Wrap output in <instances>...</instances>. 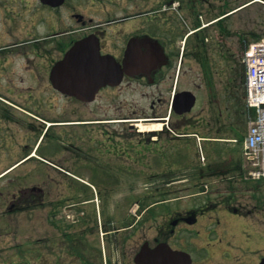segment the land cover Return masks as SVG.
<instances>
[{
	"label": "flooded vegetation",
	"instance_id": "1",
	"mask_svg": "<svg viewBox=\"0 0 264 264\" xmlns=\"http://www.w3.org/2000/svg\"><path fill=\"white\" fill-rule=\"evenodd\" d=\"M141 1L151 7L142 9ZM130 2L132 10L96 23L73 13L85 28L45 33L39 28L42 22L36 29L19 24L30 14L44 20L41 13L58 12L62 5L0 0V85L6 87L0 93V231L3 219L14 215L36 219L39 256L50 254L54 264H138L135 257L143 246L161 243L185 250L201 263L193 257L201 249L195 237L207 227L203 220L210 210L233 214L240 210L231 199L221 209L216 202L205 201L193 208L168 209L167 198L154 200L153 194L158 179L173 181L170 174L180 146L199 161L197 136L207 134L204 148L217 155L223 124L239 133L245 129L244 117L240 127L236 125L234 78L222 71L223 64L232 70L236 58L232 41H227L235 30L228 23L234 22L236 7H264V0ZM88 35L98 38L101 53L111 56L114 70L124 67L129 44L135 41L130 70L124 68L121 80L114 71L89 100L48 95L86 106L88 119L78 108L46 111L45 93H29L30 86L25 85L29 75L43 77L39 61L43 53H61L52 67L76 40ZM156 40L165 50L163 58ZM183 91L196 97L186 112ZM129 94L134 102L126 111L123 102ZM138 120L161 121L162 127L140 129ZM179 141L178 147L173 145ZM212 155L206 159L214 164ZM132 178L150 186L127 195L121 187ZM159 204L164 205L161 212ZM191 225L197 226L195 231ZM209 256L210 261L218 258L211 251ZM263 258L264 248L247 263L260 264ZM240 261L244 262H234Z\"/></svg>",
	"mask_w": 264,
	"mask_h": 264
},
{
	"label": "rangeland",
	"instance_id": "2",
	"mask_svg": "<svg viewBox=\"0 0 264 264\" xmlns=\"http://www.w3.org/2000/svg\"><path fill=\"white\" fill-rule=\"evenodd\" d=\"M130 1L132 0H66L65 5L60 8L58 12L50 13L46 10L44 13H41V15H45L44 20H38L35 15L30 14L27 16V20L21 21L19 25L29 29H36L42 22L43 24L40 25L39 28L43 29L45 33H49L50 29H80L83 26L85 28V24L82 25V22L78 21V18L72 16L73 13L83 14L87 21L92 17L94 18V23H96L103 21L111 15H119L124 12V10H132L134 4ZM140 3L142 9L151 7L150 4L145 6L143 1ZM159 7L160 6H158V8ZM1 9L2 7L0 6V11ZM164 13L165 12H159V14ZM233 21L234 22L228 24H231V29L233 31L235 30V35H232L231 39L227 41H232L236 58L233 71L229 66H227L226 69L224 64L222 65V71L226 70L229 75H233L235 78L234 85L236 88V97L238 95V98H242L241 96L244 93V87H241L240 82V76H243L242 71H244V65L242 63L244 45L242 38L248 39L249 42L264 38V7H245L236 12ZM78 33L82 34L83 31H78ZM42 55L43 57H41L39 61L43 64V77L38 78L37 76L29 75L27 83L25 84L30 86L29 93H45L46 101L44 102V109L46 111L78 108L84 112L83 118L88 119L91 115L87 113L88 108L86 106L82 107L78 105L79 107H77V104L63 101V98L48 97V95L59 94L50 84L49 71L52 61L60 58L61 53L52 50ZM34 71L37 72V70ZM1 92L5 93L6 87L0 85V93ZM132 96V94L126 95L127 100L123 102V109L126 111L131 109L130 105L134 102ZM239 103H242V101ZM110 109H114L112 103H110ZM30 110H32V108ZM238 110L239 119L241 120L240 107ZM247 117L248 116H246V126L248 127ZM139 123L149 125L143 121H139ZM222 131V135L229 134L225 128H223ZM207 145L208 144L205 143L206 147ZM217 148L223 152L221 157L226 159H221L219 164L207 165L206 168L205 165L193 160V154L187 151V149H185V153L181 155L177 150L179 156L177 160L175 159L176 163L173 166L174 169L170 177H174V179L187 177L189 179L185 182L175 183L168 188V197H180V199L175 202L171 201L165 205V207L164 205H160L158 211L161 212L164 208L175 209L177 206L192 207L197 205L198 202H202L204 199H214L217 202L220 201L218 202L220 204L223 203V200H227L228 198L231 199L232 203L239 207L240 212L245 215L249 214L251 218L236 215L224 210L218 214L220 220L226 227L224 242L221 244L222 252H219V248H215L217 256L223 254V257L221 260L216 261L234 262L236 260H242L244 262L240 261L241 263L248 264L247 260L252 259L253 254H256L257 251L264 248V179H246L245 176L243 177L239 174L240 171H234L236 163L233 161L230 163L226 162L228 157H231L228 154L229 151H232V156L236 162H244V158L241 154V143L222 142L217 144ZM226 150L227 152H225ZM185 154L187 155L186 157H184ZM210 154L211 153H208V155ZM208 155L206 154V156ZM218 160L219 158L217 161ZM201 168H205V170H201ZM159 169H161V167H159ZM82 176L88 179L85 173ZM91 183L93 184L95 182ZM202 183H207L209 185V192L204 194V197L195 195V193L202 190ZM142 186H145L144 182H139L132 178L126 181L121 189L127 193L128 191H134L137 187L142 189ZM163 191H165L164 185H162V188L159 190L161 193H159L154 200L157 198L159 199L162 195H166ZM107 192L108 191L105 190V193ZM1 226L0 232L5 233L8 229H11V231L6 232V235L3 236L0 234V264H54L53 256L50 254L45 258L39 256V229L36 219H31V216L28 217L26 215L18 218L17 215H14V218L6 220ZM221 226L224 227L223 225ZM195 239L197 242L203 244L206 238L201 235L200 237H195ZM200 248L199 252H196L194 255L195 261L212 262L208 261L209 247L200 246ZM236 257L239 258L236 259Z\"/></svg>",
	"mask_w": 264,
	"mask_h": 264
},
{
	"label": "water",
	"instance_id": "3",
	"mask_svg": "<svg viewBox=\"0 0 264 264\" xmlns=\"http://www.w3.org/2000/svg\"><path fill=\"white\" fill-rule=\"evenodd\" d=\"M43 1L58 5L64 0ZM129 50L128 55L132 47ZM130 61L133 60H129L128 63ZM126 66L128 67L127 62ZM113 72L109 57L100 53L97 39L88 36L76 41L66 52L64 58L54 65L50 79L54 87L62 92L88 99L105 80L109 79ZM185 102L190 108L194 103V96H186ZM136 261L143 264H193L187 253L173 250L167 245H159L151 249L143 248L138 253Z\"/></svg>",
	"mask_w": 264,
	"mask_h": 264
},
{
	"label": "built area",
	"instance_id": "4",
	"mask_svg": "<svg viewBox=\"0 0 264 264\" xmlns=\"http://www.w3.org/2000/svg\"><path fill=\"white\" fill-rule=\"evenodd\" d=\"M249 61L250 84L253 89L251 100L259 105L264 103V43L252 46L249 52ZM253 142L264 151V108L259 110V124L254 129Z\"/></svg>",
	"mask_w": 264,
	"mask_h": 264
},
{
	"label": "bare ground",
	"instance_id": "5",
	"mask_svg": "<svg viewBox=\"0 0 264 264\" xmlns=\"http://www.w3.org/2000/svg\"><path fill=\"white\" fill-rule=\"evenodd\" d=\"M161 124H153L151 126H145L144 124H141L142 129H147V128H160Z\"/></svg>",
	"mask_w": 264,
	"mask_h": 264
}]
</instances>
